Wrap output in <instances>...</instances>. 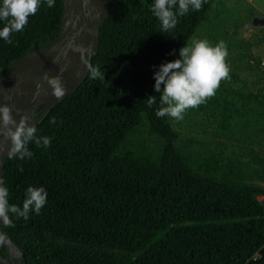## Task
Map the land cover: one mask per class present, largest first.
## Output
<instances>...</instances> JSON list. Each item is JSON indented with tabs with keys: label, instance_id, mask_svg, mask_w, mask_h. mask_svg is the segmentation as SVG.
I'll use <instances>...</instances> for the list:
<instances>
[{
	"label": "trees",
	"instance_id": "1",
	"mask_svg": "<svg viewBox=\"0 0 264 264\" xmlns=\"http://www.w3.org/2000/svg\"><path fill=\"white\" fill-rule=\"evenodd\" d=\"M214 1L178 15L168 32L151 11L154 0L110 3L90 62L105 80L87 75L36 124L37 135L52 138L50 147L32 143L30 159L3 162L10 204L22 207L29 186L48 193L39 214L0 225L25 264H264V189L222 157L181 151L170 117L155 114L154 72L180 58ZM63 11V0L52 8L42 0L12 44L0 38V77L15 59L54 45ZM239 97L237 106L215 93L186 113L228 132L251 105L264 106V97ZM141 127L158 143L140 140ZM8 253L4 248L2 258Z\"/></svg>",
	"mask_w": 264,
	"mask_h": 264
},
{
	"label": "clouds",
	"instance_id": "2",
	"mask_svg": "<svg viewBox=\"0 0 264 264\" xmlns=\"http://www.w3.org/2000/svg\"><path fill=\"white\" fill-rule=\"evenodd\" d=\"M47 6H55V0H46ZM42 0H2L0 4V38L12 44L14 33L21 32L29 23V18L37 14ZM178 4V11H174ZM203 0H154L151 11L159 20L162 32H168L177 26V16L188 13L190 7L196 11L202 8ZM71 46V45H70ZM84 52V49H76ZM91 52V50H89ZM175 52V50H173ZM228 56L227 46L220 41L216 46H211L207 40L193 39L192 44L179 49V59L160 64L154 72V90L159 95L161 107L156 111L158 118L169 116L180 121L189 108H196L208 98L215 95L222 80L229 78V66L226 63ZM59 63V57L53 61ZM88 75L91 79L105 80L99 68L93 67L90 62L84 61ZM156 67V66H154ZM66 67H61L60 74L50 76L44 73L43 82L36 84L33 99L39 98L44 90V83L51 88V95L57 100L63 98L67 88L63 82V72ZM80 73L76 74L79 79ZM149 107L156 103V96L146 99ZM19 114V110H17ZM31 121V123H29ZM55 123V119L52 120ZM36 123L31 117L22 115L19 122L13 116V108L8 104H0V137L3 141H10L8 158L18 157L20 160L30 159L33 156L29 145L35 143L37 147L48 148L52 138L37 135ZM23 172V167L19 169ZM9 191L4 185V178L0 177V221L5 226H12L10 216L27 220L31 212L39 214L47 203L48 193L42 186H29L26 189L22 207L9 203ZM2 239V238H0Z\"/></svg>",
	"mask_w": 264,
	"mask_h": 264
},
{
	"label": "rangeland",
	"instance_id": "3",
	"mask_svg": "<svg viewBox=\"0 0 264 264\" xmlns=\"http://www.w3.org/2000/svg\"><path fill=\"white\" fill-rule=\"evenodd\" d=\"M193 39L207 40L211 46L226 43L229 78L220 82L217 96L234 100L237 106L239 96L264 97V0H215L188 45ZM246 114L247 118H236L228 132L186 112L180 121L170 117V123L179 133L175 144L181 151L222 157L224 163L241 166L250 175L249 182L264 189V106L253 104ZM138 134L149 146L158 143L146 127ZM258 200L264 204V197ZM8 252L4 264H18L19 255Z\"/></svg>",
	"mask_w": 264,
	"mask_h": 264
},
{
	"label": "water",
	"instance_id": "4",
	"mask_svg": "<svg viewBox=\"0 0 264 264\" xmlns=\"http://www.w3.org/2000/svg\"><path fill=\"white\" fill-rule=\"evenodd\" d=\"M113 0H63L64 11L61 17V34L54 45L44 53L15 59L0 77V104L13 108V116L19 122L22 115L31 117L32 122L39 124L60 101L75 92L88 75L84 61L91 62L98 50L97 38L100 25L106 20L110 3ZM71 45V46H70ZM76 49H84L82 53ZM91 50V52H89ZM59 57V63L54 59ZM63 72V82L67 88L66 95L57 100L51 95V88L44 83V90L37 99H33L36 84L43 82L44 73L50 76ZM80 73L79 79L76 74ZM42 109V114L34 115ZM19 110V114H17ZM31 123V121H29ZM10 141L0 137V177H3V162L8 157ZM0 221V225H2ZM0 264H4L2 250H14L18 255L17 245L3 236L0 230ZM18 264H25L17 260Z\"/></svg>",
	"mask_w": 264,
	"mask_h": 264
}]
</instances>
